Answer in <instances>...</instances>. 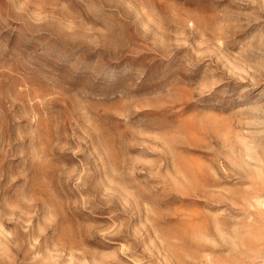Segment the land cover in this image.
<instances>
[{
	"label": "rangeland",
	"instance_id": "obj_1",
	"mask_svg": "<svg viewBox=\"0 0 264 264\" xmlns=\"http://www.w3.org/2000/svg\"><path fill=\"white\" fill-rule=\"evenodd\" d=\"M0 264H264V0H0Z\"/></svg>",
	"mask_w": 264,
	"mask_h": 264
}]
</instances>
